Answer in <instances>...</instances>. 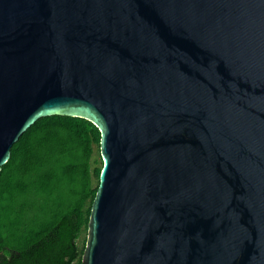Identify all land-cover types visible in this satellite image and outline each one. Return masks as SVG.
Wrapping results in <instances>:
<instances>
[{
  "label": "water",
  "instance_id": "1",
  "mask_svg": "<svg viewBox=\"0 0 264 264\" xmlns=\"http://www.w3.org/2000/svg\"><path fill=\"white\" fill-rule=\"evenodd\" d=\"M50 115L100 131L83 264H264V0H0V169Z\"/></svg>",
  "mask_w": 264,
  "mask_h": 264
},
{
  "label": "trees",
  "instance_id": "2",
  "mask_svg": "<svg viewBox=\"0 0 264 264\" xmlns=\"http://www.w3.org/2000/svg\"><path fill=\"white\" fill-rule=\"evenodd\" d=\"M99 146L95 124L70 115L41 117L12 144L0 169V264H83Z\"/></svg>",
  "mask_w": 264,
  "mask_h": 264
},
{
  "label": "rangeland",
  "instance_id": "3",
  "mask_svg": "<svg viewBox=\"0 0 264 264\" xmlns=\"http://www.w3.org/2000/svg\"><path fill=\"white\" fill-rule=\"evenodd\" d=\"M81 240V239H80Z\"/></svg>",
  "mask_w": 264,
  "mask_h": 264
}]
</instances>
